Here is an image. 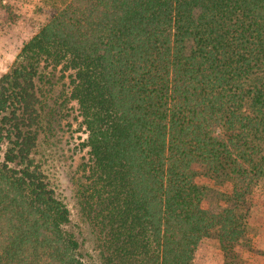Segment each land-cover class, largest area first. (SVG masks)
Here are the masks:
<instances>
[{"label": "trees", "instance_id": "16d2710c", "mask_svg": "<svg viewBox=\"0 0 264 264\" xmlns=\"http://www.w3.org/2000/svg\"><path fill=\"white\" fill-rule=\"evenodd\" d=\"M44 1L0 75V264H192L213 230L228 251L264 179V0ZM55 71L86 134L81 225L38 151ZM200 177H225L232 204L203 207Z\"/></svg>", "mask_w": 264, "mask_h": 264}, {"label": "rangeland", "instance_id": "374dc122", "mask_svg": "<svg viewBox=\"0 0 264 264\" xmlns=\"http://www.w3.org/2000/svg\"><path fill=\"white\" fill-rule=\"evenodd\" d=\"M6 1L11 8L12 20L0 22V75L7 71L22 43L54 12L44 0ZM59 74L55 71L50 74V82L41 83L43 96L54 107V132L50 139L40 140L38 151L48 154L45 171L67 201L72 223L81 225L74 201L77 186L73 182L81 175L79 164L85 148L81 149L79 143L86 134L76 102L67 99V80L59 79ZM198 181L206 187L203 207L218 211L232 204L227 194L229 181L225 177H200ZM235 209L245 220L241 236L224 252L213 230L198 243L192 264H264V179L254 184L244 205Z\"/></svg>", "mask_w": 264, "mask_h": 264}]
</instances>
